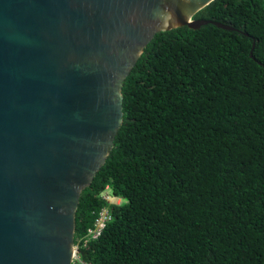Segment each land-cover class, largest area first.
<instances>
[{
    "label": "trees",
    "instance_id": "obj_1",
    "mask_svg": "<svg viewBox=\"0 0 264 264\" xmlns=\"http://www.w3.org/2000/svg\"><path fill=\"white\" fill-rule=\"evenodd\" d=\"M192 18L233 29L181 25L144 46L75 210L73 243L110 216L79 246L85 264H264V0H211Z\"/></svg>",
    "mask_w": 264,
    "mask_h": 264
},
{
    "label": "water",
    "instance_id": "obj_2",
    "mask_svg": "<svg viewBox=\"0 0 264 264\" xmlns=\"http://www.w3.org/2000/svg\"><path fill=\"white\" fill-rule=\"evenodd\" d=\"M211 0H0V264H71L80 193L156 32Z\"/></svg>",
    "mask_w": 264,
    "mask_h": 264
},
{
    "label": "clouds",
    "instance_id": "obj_3",
    "mask_svg": "<svg viewBox=\"0 0 264 264\" xmlns=\"http://www.w3.org/2000/svg\"><path fill=\"white\" fill-rule=\"evenodd\" d=\"M106 188H107V187H105V190H106ZM103 190H104V189H103ZM103 190H102V191H103ZM102 191L100 192V195H101L106 201L111 202V201L109 200V197H110L111 192H110V191H109V193L107 192V196H106L104 193H102ZM111 195H112V194H111ZM112 196H113V195H112ZM113 197H114V196H113ZM118 199H119V198H118ZM119 201H120V199H119ZM119 201H117V202H119ZM117 202H113V203H117ZM100 212H104V214H105V218H106V219H105V221H104V225L102 226V228L100 229V231H99V233H98V235H97L96 237H90V235H89V231H90L91 229L94 228L95 220L98 218ZM109 218H110V216H109V214L107 213L106 209H105V208H102V209L98 212L97 216L95 217L92 226L89 227V228L86 230V232H85L81 237H79V239L77 240L76 243H73V242H72V261H71V264H85V263L80 259L79 255H78V249H79V246H83V245H85L88 241L93 240V239H96V238L101 234V231H102V229L104 228L106 222L109 220ZM73 234H74V233H73ZM86 237H88V239L83 243V239H85Z\"/></svg>",
    "mask_w": 264,
    "mask_h": 264
},
{
    "label": "built area",
    "instance_id": "obj_4",
    "mask_svg": "<svg viewBox=\"0 0 264 264\" xmlns=\"http://www.w3.org/2000/svg\"><path fill=\"white\" fill-rule=\"evenodd\" d=\"M105 214L104 212H100L98 218L95 220V224H94V228L91 229L89 231V235L90 237H96L100 231V229L102 228V226L104 225V221H105ZM88 239V237H86L85 239H83V243Z\"/></svg>",
    "mask_w": 264,
    "mask_h": 264
},
{
    "label": "rangeland",
    "instance_id": "obj_5",
    "mask_svg": "<svg viewBox=\"0 0 264 264\" xmlns=\"http://www.w3.org/2000/svg\"><path fill=\"white\" fill-rule=\"evenodd\" d=\"M109 191H110V190H109L108 188H106V190H105V188H104V190L102 191V193H104V194L107 196V192L109 193ZM109 200H110L111 202H117V201H119L118 198L113 197L111 194H110Z\"/></svg>",
    "mask_w": 264,
    "mask_h": 264
}]
</instances>
